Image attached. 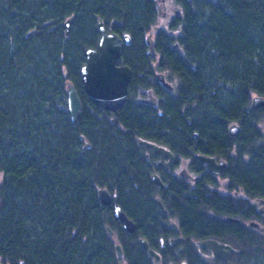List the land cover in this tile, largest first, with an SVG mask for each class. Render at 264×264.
<instances>
[{"label": "trees", "instance_id": "trees-1", "mask_svg": "<svg viewBox=\"0 0 264 264\" xmlns=\"http://www.w3.org/2000/svg\"><path fill=\"white\" fill-rule=\"evenodd\" d=\"M177 3L181 15L162 27L156 0H0L3 264H155L138 236L163 264H198L193 241H171L178 233L163 223L167 216L177 220L183 235L197 239L213 232L219 238L241 237L236 225L209 216V189L159 169L157 155L138 139L170 149L175 166L181 155L201 164L195 153L231 148L239 157L228 153L225 175L245 179L250 188L264 187V106L251 107L254 95L264 96V0ZM99 20L129 36L119 62L133 77L125 104L115 111L94 104L80 79L85 49L99 36ZM157 72L165 74L171 89L158 84ZM67 79L82 102L76 122L66 107ZM232 122L241 124V132L228 138ZM82 137L90 148L84 149ZM153 172L163 188L152 181ZM100 187L117 196L136 222L134 231L122 227L111 205L101 204ZM215 198L228 206L224 196Z\"/></svg>", "mask_w": 264, "mask_h": 264}, {"label": "flooded vegetation", "instance_id": "flooded-vegetation-1", "mask_svg": "<svg viewBox=\"0 0 264 264\" xmlns=\"http://www.w3.org/2000/svg\"><path fill=\"white\" fill-rule=\"evenodd\" d=\"M159 3H161L162 9H163L162 13L160 15L161 20H163L166 25L176 15H179V16L181 15V9H180L179 4L177 3V0H161ZM177 8H178L179 12L176 11ZM112 24H113V22L108 27L105 26L107 31L115 32L111 29ZM115 33H117V32H115ZM118 35H120V34H118ZM120 36H122V34ZM96 43H97V41L95 42V44L93 46H90V47H94L96 45ZM125 43H126V41H124V45H125ZM124 45H123V48H124ZM119 58L116 61L117 65H127V64H123L122 62H119ZM86 61H87V57L85 54V62ZM79 72H80V70H79ZM132 77H133V72H132ZM132 77H131V80H132ZM80 79H81V77H80ZM81 82H82V80H81ZM157 82H158V84L163 85V83L161 81L157 80ZM130 83H131V81H130ZM130 83H129V85H130ZM82 86H83V82H82ZM83 88H84V86H83ZM84 91H85V89H84ZM149 92H150V90H149ZM128 95H129V86H128L127 98H128ZM151 102L153 104L155 103L154 97L152 98ZM103 110H107V109H103ZM109 111H112V110H109ZM230 124L231 125L235 124L238 126L236 132L233 134L230 132V126H231ZM230 124L227 127L228 138L238 137L240 132H241V124L237 123V122H232ZM158 145H160V144H158ZM161 146H163V145H161ZM151 149L154 151L153 148H151ZM229 152H230V155L232 157H234V158L239 157L238 153L235 150L230 148V149H227L225 152L222 150H218L217 152H214L211 154L199 153V152L195 153L194 156L201 162V164H199L195 160H193L192 157H186L184 155H181L179 163L175 166L174 165L175 155H174L171 162L167 166H165V165H159L158 162L161 160V157L159 154H157L154 151V153L157 155V158L155 159V164L159 169L166 170V171L173 170L174 172H176L178 174L182 170H184L185 174L180 173L179 175H181L185 178V182H187V184H191V185H194L195 183L203 184V186H205L207 189H209L212 193L210 195H211V198L213 200V203L209 207V210H208L209 216H211V218L214 220L221 218L223 220H228L230 222V224H232L233 226L236 225V228L238 230H241L240 231L241 237H232V238H228V239L227 238H219L218 236L215 235V232H213V235H206L202 238L197 239L191 235H183L179 223L177 222V220L174 219L173 216H167L165 218V220H163V223L170 229H172L174 227L178 233V234L170 237L172 242H174L176 239H181L184 242L193 241L196 244V248H195V250H193V253L196 256V261H198V264H216L218 262V259L226 262L227 264H236V263H233V260H236V259H242V264H264V231L261 230V228L264 227V187L257 188V189L250 188L248 186V184L246 183L245 179L243 181L242 180L235 181V180L230 179L229 176L225 175V171L227 169H229V167H230V166H228V153ZM198 154H205V155H209V156H214L217 162H219L220 160H223L224 165H223L222 169L219 171L218 170H209L207 165L198 158ZM244 158H245L244 160H247V154H244ZM168 161H169V158L165 157L162 162L167 163ZM207 176L210 177V181L206 180V178H208ZM196 180H198V181H196ZM158 187H161V186H158ZM182 196L183 197L181 198V201H184L182 204L187 206V204H185L187 193H184ZM191 196H193V195H191ZM217 196H224V198L228 199L229 203H228V206L226 205L227 208L225 206H222L221 204L217 203L216 198H215ZM157 198H159V197H156L155 200ZM156 203H157V201H156ZM103 205H111L112 206V212L114 215L113 203L103 204ZM157 205L159 207L158 203H157ZM160 210L164 213H167L166 208L164 210L162 208H160ZM114 217H115V215H114ZM129 218H131V217H129ZM118 220L121 222L120 219H118ZM134 223H135V227H136V222H134ZM121 225L123 227L122 222H121ZM107 226L108 225H106V227ZM232 229H234V228L232 227ZM206 231L207 230H204V232H206ZM211 231H213V228L209 229L210 234H211ZM114 233H115V231H114ZM111 237L113 238V240L116 241V238H115L116 233H115V237H113V236H111ZM140 238H144V236H138V241ZM206 238L217 239L218 241H221L225 244L230 245L232 247V250L230 251V253L228 255V259L223 260V259L219 258L218 256H216L213 253V251L211 249L205 247L204 245L197 243V241L202 240V239H206ZM160 241L163 242L164 238L160 237ZM232 241H234V242L240 241V242H242V245L237 247L234 244V242H232ZM181 251H182V254L187 253L186 248H183ZM116 256L119 257V259L121 260L123 253L120 256L116 252ZM162 262L163 261H162V257H161L160 262L159 263L156 262L155 264H163ZM121 263H123L122 260H121V262L120 261L118 262V264H121ZM0 264H3L2 261H0ZM170 264H174V263L172 262ZM180 264H186V262L183 261Z\"/></svg>", "mask_w": 264, "mask_h": 264}, {"label": "water", "instance_id": "water-1", "mask_svg": "<svg viewBox=\"0 0 264 264\" xmlns=\"http://www.w3.org/2000/svg\"><path fill=\"white\" fill-rule=\"evenodd\" d=\"M160 1L161 0H156V4L158 5ZM158 8L160 10L159 5ZM176 11H178V8ZM71 19L72 18L70 17L65 20L66 34L69 31ZM98 28L100 29V35L96 45L85 49L87 61L80 67V76L85 92L89 95L92 102L103 109L115 111L125 104L127 100L128 86L132 77V70L129 66L116 64L117 59L121 56L124 41L128 42L129 36H120L115 32L107 31L103 21H98ZM148 42L150 49L153 50V42L150 37L148 38ZM155 76L156 79L161 81L168 89L173 87L172 84L165 79L163 73H156ZM65 83L67 111L70 115L71 121L76 122L82 114V102L74 83L69 79H67ZM263 106L264 96L254 95L252 97L251 107L257 108ZM237 128V125H231L230 132L232 134L235 133ZM196 135L197 134H195V136ZM82 138L84 140V149L90 148L91 144L85 139V137ZM138 142L140 144H145L149 148H153L154 151L160 155L161 160L158 162L159 165L167 166L174 157L173 152L164 146L140 138L138 139ZM165 157L169 158L167 163L162 162ZM198 158L207 165L209 170L219 171L224 165L223 160L217 162L214 156L198 154ZM180 173L185 174L184 170ZM151 179L157 186H165L158 173L154 172L151 175ZM98 198L102 204L113 203L114 215L121 220L123 228L129 232L134 230V221L128 217L123 208L117 202L116 196L112 195L106 187H100L98 189ZM156 201L159 204V207L164 210L165 207L161 199L157 198ZM106 229L109 235L115 237L114 231L109 226H107ZM261 230L264 231V227H262ZM139 242L154 260L159 263L161 256L155 249L150 247L149 242L145 238H140ZM197 243L211 249L216 256L223 260L228 259V255L232 250L230 245L218 241L217 239L206 238L197 241ZM115 249L117 254L121 256L123 250L119 243L115 244Z\"/></svg>", "mask_w": 264, "mask_h": 264}, {"label": "bare ground", "instance_id": "bare-ground-1", "mask_svg": "<svg viewBox=\"0 0 264 264\" xmlns=\"http://www.w3.org/2000/svg\"><path fill=\"white\" fill-rule=\"evenodd\" d=\"M158 5L160 6V10H159V8H158ZM156 4V7H157V10H158V14H160L161 15V13H162V6H161V3H159V4ZM177 12H179V11H177ZM108 189V188H107ZM112 195H115V194H113V193H111ZM116 196V195H115ZM116 198H117V196H116ZM175 219V218H174ZM176 220V219H175ZM154 259V258H153Z\"/></svg>", "mask_w": 264, "mask_h": 264}, {"label": "rangeland", "instance_id": "rangeland-1", "mask_svg": "<svg viewBox=\"0 0 264 264\" xmlns=\"http://www.w3.org/2000/svg\"><path fill=\"white\" fill-rule=\"evenodd\" d=\"M99 21H101V20H99ZM159 25H161L162 27L163 26H166V24H165V22L163 21V20H161L160 19V23H159ZM98 30H99V33H100V29L98 28ZM100 35V34H99ZM157 73H163V72H157ZM164 74V73H163ZM165 75V74H164ZM166 79V78H165ZM180 171V170H179ZM180 174V173H179Z\"/></svg>", "mask_w": 264, "mask_h": 264}]
</instances>
